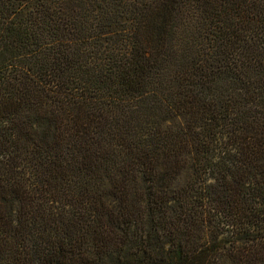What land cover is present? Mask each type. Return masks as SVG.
Returning <instances> with one entry per match:
<instances>
[{
	"label": "trees",
	"instance_id": "1",
	"mask_svg": "<svg viewBox=\"0 0 264 264\" xmlns=\"http://www.w3.org/2000/svg\"><path fill=\"white\" fill-rule=\"evenodd\" d=\"M0 264H264V0H0Z\"/></svg>",
	"mask_w": 264,
	"mask_h": 264
}]
</instances>
